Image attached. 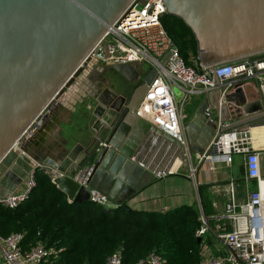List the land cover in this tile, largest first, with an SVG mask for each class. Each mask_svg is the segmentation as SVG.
Instances as JSON below:
<instances>
[{"label": "water", "instance_id": "1", "mask_svg": "<svg viewBox=\"0 0 264 264\" xmlns=\"http://www.w3.org/2000/svg\"><path fill=\"white\" fill-rule=\"evenodd\" d=\"M130 1L0 0V197L17 191L37 170L39 160L31 157L28 143L38 138L57 108L48 102L72 86L92 47ZM163 4L165 15L191 31L200 67L247 63L252 68L257 54H264V0H163ZM111 69L132 83L131 91L127 95L108 87L101 91V98H93L95 104L81 118L86 124L81 140L73 133L61 159L47 158L40 164L66 175L55 186L69 202H90V189L105 196L115 210L155 179L143 158L148 137H158L177 152L176 171L186 163L180 143L135 115L154 69L146 73L133 65ZM212 79L216 88L198 96L202 102L184 124L188 149L193 155L213 156L217 149L213 143L234 134L231 140L245 139L243 146L253 152L251 141L260 134L254 130L264 128L262 93L248 101L240 83L226 89L215 76ZM104 93L115 101L111 108L104 103ZM234 149L232 144L230 152ZM85 167L91 169L88 189L70 178Z\"/></svg>", "mask_w": 264, "mask_h": 264}, {"label": "built area", "instance_id": "2", "mask_svg": "<svg viewBox=\"0 0 264 264\" xmlns=\"http://www.w3.org/2000/svg\"><path fill=\"white\" fill-rule=\"evenodd\" d=\"M164 15L163 0H131L92 47L84 60L83 68L103 69L105 66L146 63L149 69H154L155 76L135 115L182 145L188 175L194 179L196 167L192 163L193 157L200 164L209 156H195L188 149L183 134L184 116L181 113L182 108L177 106L176 101L181 100L182 107L189 96L214 90L216 86L213 76L220 86L226 89H232L237 83L242 87L244 80L255 79L260 82L259 90L264 97V54H257L259 58L254 61L252 68L247 63L234 67L221 65L197 69L199 65L194 62V67L187 66L163 27ZM164 57L166 59L162 63ZM237 77L242 79L235 81ZM174 89L177 93H174ZM74 91L75 89L70 86L62 93H56L48 103L56 105V109L65 107V102L73 96ZM213 145L219 151L223 147L221 141ZM234 150L244 155L245 176L255 182V189L247 195L245 202L237 204L233 189L230 188V199L222 215L200 216V226L195 232V237L200 239L201 244L198 264H264V178L261 175L260 156L256 152H248L246 148L241 149L242 151L238 148ZM222 158L226 163L232 161L230 155L224 154ZM36 169L46 175L54 185L57 179L66 176L40 163ZM36 171L27 176L17 191L0 197V207L13 210L25 203L36 185ZM90 174L91 169L85 167L70 178L78 187L88 189ZM164 176L165 173L155 174L156 178ZM89 200L103 209L115 208L105 196L90 189ZM211 222H215L216 226L212 227ZM206 235L212 236V246L206 243ZM23 237L22 233H12L7 237L0 235L1 264L57 263L60 250L46 248L43 243L38 242L27 251H22L20 244ZM145 263L163 264L164 261L152 252L135 264ZM106 264H121L119 253L108 257Z\"/></svg>", "mask_w": 264, "mask_h": 264}, {"label": "trees", "instance_id": "3", "mask_svg": "<svg viewBox=\"0 0 264 264\" xmlns=\"http://www.w3.org/2000/svg\"><path fill=\"white\" fill-rule=\"evenodd\" d=\"M162 24L185 64H198L193 35L184 23L164 15ZM112 74L117 73L112 69L104 73ZM35 182L28 200L18 208L0 207V235L24 234L22 251L41 242L61 251L56 264H106L116 253L121 264H135L152 252L163 264L199 263L195 208L183 206L164 213L138 212L124 206L107 210L89 201L68 203L40 171L35 172Z\"/></svg>", "mask_w": 264, "mask_h": 264}, {"label": "crops", "instance_id": "4", "mask_svg": "<svg viewBox=\"0 0 264 264\" xmlns=\"http://www.w3.org/2000/svg\"><path fill=\"white\" fill-rule=\"evenodd\" d=\"M133 68L139 69L140 65H133ZM105 79L104 76H100L103 85L96 86L93 89L94 94H96L95 98H101V91L106 87L116 91L118 94H128L133 88L132 83L118 73L111 75L113 82ZM259 83L255 79L242 82V88L248 101L261 98ZM104 94H106L103 98L104 103L111 108L115 101L112 100L111 94ZM198 96H189L186 100L185 111L183 107L181 109V113L184 116L183 128L184 124L193 117L194 111L202 102V98H198ZM82 97L83 95L80 96V101L82 102L80 103L82 108L86 109L87 106ZM118 105L119 103L115 107H119ZM76 110L62 107L53 112L54 114L50 116L45 127L41 129L38 138L28 143V152L31 157L39 160V163H42L41 161L47 158L56 162L65 154V146H68L73 133H77L76 137L81 140L80 136L85 132L86 124H84L83 120L75 119ZM257 130H259L260 134L257 135V137L259 136L258 138L251 141V149L260 156L261 175L264 178V128L255 129L254 131ZM233 136L234 134H225L224 139L227 140L223 142L221 150L216 149L215 155L209 156L204 162L198 164L196 158L193 157L192 163L196 167L194 179L189 177L188 165L186 164L183 170H172L178 163L177 152L174 149L167 147L156 136L148 137L145 139L146 147L143 148L145 168L155 171V174L167 172L164 177H155L150 184L130 197L124 203V206L138 212L160 213L183 206L192 207L196 209L199 221L201 215L207 214L206 216L211 217L223 214L225 205L230 199V188L233 189L234 200L237 204L245 202L247 195L255 189V182L248 180L245 176L244 155L235 152V150L230 152L232 144L233 149L234 145L240 150L245 149L243 145H245L244 141L246 140H231L232 138L230 139V137ZM224 154L230 155L232 158L231 163L223 161L222 156ZM233 156H238L239 160L235 162ZM169 171L174 172L168 174ZM210 225L215 227L216 223L211 222ZM205 241L210 246L213 245L211 235H206ZM200 246L201 244H199V248Z\"/></svg>", "mask_w": 264, "mask_h": 264}, {"label": "rangeland", "instance_id": "5", "mask_svg": "<svg viewBox=\"0 0 264 264\" xmlns=\"http://www.w3.org/2000/svg\"><path fill=\"white\" fill-rule=\"evenodd\" d=\"M197 69H199L200 68V66H197L196 67ZM103 69H106V70H103ZM97 68V67H90L89 69H86V68H83L82 69V71H81V73H80V75L76 78V82L74 81V84H72V87L75 89V91H74V94H73V96H71L70 97V99L68 100V101H66L65 102V108H70V109H74V110H76V115L78 116V113H85L86 112V110L87 109H85V112L83 111L84 109L82 108V105H81V101H80V96L81 95H79L80 93H79V88H78V82H82V80H87V79H89L88 78V76L90 77L92 74L93 75H95L96 73H98V74H100V72H102V71H106V72H108L109 71V69H111V67H108V66H105L104 68ZM108 69V70H107ZM87 70V71H86ZM89 70V71H88ZM140 72H142V73H146L147 71H149V66L146 64V63H143V64H140V68L138 69ZM103 73H105V72H103ZM88 74V75H87ZM97 74V75H98ZM87 75V76H86ZM112 75H114V74H112ZM105 80H110V81H112L111 80V75H108L107 77H106V79ZM113 82V81H112ZM78 100V101H77ZM76 102V103H75ZM81 102V103H80ZM87 102V103H86ZM86 102H84L85 104H86V106L87 107H89V108H92V106L95 104L94 102H91V100H88V98H87V101ZM176 104H177V106L178 107H180V108H182L183 107V109H184V111H185V105H186V102H185V104L184 105H182V107H181V100H178V101H176ZM74 105V106H73ZM81 120V119H80ZM79 120V121H80ZM82 121V120H81ZM233 158L235 159V162H237L236 160H239V157L238 156H233ZM67 202L68 203H71V202H69L68 200H67ZM0 264H1V260H0Z\"/></svg>", "mask_w": 264, "mask_h": 264}, {"label": "flooded vegetation", "instance_id": "6", "mask_svg": "<svg viewBox=\"0 0 264 264\" xmlns=\"http://www.w3.org/2000/svg\"><path fill=\"white\" fill-rule=\"evenodd\" d=\"M103 70H106V69H103ZM103 72H106V71H102V72H100V74H98V73H96L95 75L92 74L90 77L88 76L89 79H87L86 81L85 80H82V82H78L77 85H78V88H79V93L81 95H83V97H82L83 98V101L85 100V102H86L87 101V98H88V100H91V102H92L93 98H95V95L96 94H94L95 92H94L93 89L96 86L103 85V82H101V80H100V76H104V78L107 77V76L104 75ZM75 82H76V79H75ZM114 92H116V91H114ZM119 94H122V93H119ZM125 95H127V94H125ZM87 108L88 107H86V109ZM83 111L85 112V109ZM89 112H91V110ZM85 114H87V111L85 113H83V114L82 113H78V116L76 115L75 116V119L76 120H80L82 117L85 116Z\"/></svg>", "mask_w": 264, "mask_h": 264}, {"label": "bare ground", "instance_id": "7", "mask_svg": "<svg viewBox=\"0 0 264 264\" xmlns=\"http://www.w3.org/2000/svg\"><path fill=\"white\" fill-rule=\"evenodd\" d=\"M178 165H179V163H177V166H175V168H173L172 170H175V169H176V167H178Z\"/></svg>", "mask_w": 264, "mask_h": 264}]
</instances>
